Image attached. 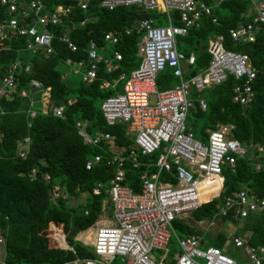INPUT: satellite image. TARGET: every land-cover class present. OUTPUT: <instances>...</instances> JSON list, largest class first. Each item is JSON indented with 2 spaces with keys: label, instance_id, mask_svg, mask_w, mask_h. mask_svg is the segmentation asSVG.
<instances>
[{
  "label": "trees",
  "instance_id": "1",
  "mask_svg": "<svg viewBox=\"0 0 264 264\" xmlns=\"http://www.w3.org/2000/svg\"><path fill=\"white\" fill-rule=\"evenodd\" d=\"M30 1L34 0H17L18 3ZM38 1L46 11H53L56 6L68 11L64 18L65 24L49 28V31L59 35L67 30L68 38L76 46V51L69 52L56 36L51 41L52 53L48 56L25 51L24 40L20 37H12L7 42L9 48L0 51V80L4 71L14 62L18 61L21 66L14 74L15 94L8 100L0 99V110L3 111L0 115V246L3 252L0 264H84L85 260L94 259L95 255L90 247L83 246L74 237L90 228L101 213L102 202L107 200L106 186L113 176L114 166L106 165L105 152L83 144L74 124L78 120L87 122L89 126L86 130L89 135L97 132L113 135L115 144L123 147L124 152L128 151L132 140L125 135V125L106 126L99 110L102 100L121 91L123 80L118 81L113 89H102L100 85L102 81L112 83L120 73L128 75L139 65V60L135 57L138 36L134 33L124 35V30L141 20H163L164 16L144 11L137 6L117 7L108 11L100 8L98 2H89L87 8L81 10V0ZM201 1L210 5V0ZM250 9L247 0L225 2L212 8L215 24L210 19H203L198 28L190 29L185 36L175 39L178 53L185 57L194 55V64L183 73L185 77L191 71L204 70L208 66L210 56L206 52L207 41L218 35L223 38L225 50L247 56L248 66L255 74L251 84L254 98L247 106L231 102L232 89L241 81L230 75L221 84L209 86L191 95L194 108L186 117V125L192 135L197 129L200 142L205 143L206 130H213L216 124L229 125L231 137L247 150V154L244 158L236 159L235 173L231 174L228 169L222 168L223 183L218 197L191 212L188 215L190 224L185 218H176L172 222L179 237L200 235L206 246L222 249L232 258L237 257L238 251L232 250L229 245L224 246L226 236L222 231L209 236L202 233L196 223L210 221L216 213L215 206L240 189L250 196L264 200V173L253 168L256 162L264 161V27L258 26L253 32V41L246 43L233 42L227 33L229 29L251 23L253 15ZM171 14L175 18L176 14ZM8 18L9 15L0 5V20ZM108 32L120 35L118 43L112 48L103 41V35ZM89 42H94L98 49H104L106 54L111 49L119 52L121 60L117 63L118 68L106 73L100 64L96 78L90 83L82 82L80 77L76 83H70L66 77L62 78L57 68L64 66L68 70L63 64L65 59L84 61ZM26 66L28 72L23 71ZM31 81H37L41 90H48L46 114L37 111L34 117L27 115L30 104L23 105L24 99L19 96V92L25 90L29 93L28 85ZM155 83L156 89L163 91L172 88L177 79L170 69L165 68L156 75ZM30 96L29 93V99ZM198 96L205 101L204 111L197 107ZM54 106L63 107L62 118L50 115ZM23 138L28 139L26 144L23 143ZM254 146L261 147L263 153L259 155L252 148ZM20 149L25 152L23 157L18 155ZM158 154L155 152L147 157H138L142 165H151L147 172L149 176L156 172L153 166ZM95 155L101 157L100 162L92 169L85 170V159ZM254 156H257L256 160ZM32 169L46 173L51 179L50 183L57 184L65 198L51 202L47 192L49 184L41 180L40 173L34 180L26 178V174ZM142 169L143 166L134 170L129 165L124 167V183L134 193L140 192L138 175ZM174 172V168L169 173L162 172L159 180L174 184ZM96 183H100L102 188L98 194H92ZM81 194H85V200L80 207L66 206V200ZM104 207L110 210L108 202ZM218 221L220 226L239 223L231 213ZM51 224L55 227L50 228ZM60 231L70 250H61L54 245L51 232ZM89 233L85 234L87 240L91 238ZM234 235L246 236L249 245L264 246V212L249 214ZM58 236V244L64 248L65 244L61 242V236ZM167 250L169 258L178 253L173 239L169 240ZM112 264L119 263L114 259Z\"/></svg>",
  "mask_w": 264,
  "mask_h": 264
},
{
  "label": "built area",
  "instance_id": "2",
  "mask_svg": "<svg viewBox=\"0 0 264 264\" xmlns=\"http://www.w3.org/2000/svg\"><path fill=\"white\" fill-rule=\"evenodd\" d=\"M228 1L239 0H210V5L201 0H81L79 7L85 10L89 2H98L100 8L108 11L117 7L137 6L147 12L164 15L165 25H159L156 18L139 21L130 29L124 30V35L134 33L139 41L136 43L135 57L139 60L137 68L131 70L127 76L120 75L123 80L121 91L101 101L99 110L106 126L112 127L123 124L125 135L132 138L133 145L124 153L123 149L115 148L114 137L107 133L89 135L86 128L88 123L78 120L74 127L85 145L96 148L107 146L106 165H114V174L108 182L106 193L111 204V221L96 224L92 229L90 248L94 259H87L84 264H112L117 259L119 264H238L237 260L219 248L205 247L198 249L201 238L196 235L178 237L172 227L176 218H186L202 204L216 199L222 188V168L235 173L237 158H244L247 150L231 137V126L216 124L213 130L206 132V142L202 143L193 138L186 125V117L194 108L190 97L191 91L200 92L209 86H215L225 81L230 75L240 80L239 85L232 89L231 102L240 106L252 103L254 95L252 82L255 74L248 66L245 54L228 51L223 48L221 35L210 37L206 52L210 56L208 66L204 70L194 72L193 77H186L181 72V64L186 69L194 64V56L185 57L176 50L175 39L185 36L190 29L200 26L203 19H210L212 24L216 19L212 17V8ZM250 3V13L253 15L251 23L239 25L227 31L233 42L246 43L253 41V32L258 26L264 27V0H247ZM0 5L9 15L8 19L0 20V51L9 48L8 41L12 37L24 40V50L34 54L39 52L43 56L52 53L51 41L57 40L65 45L69 52H75L76 46L69 40L67 30L59 35L49 31V28L65 24L68 11L56 6L53 11L44 10L38 1L18 3L17 0H0ZM171 13H175L173 18ZM120 35L108 32L103 35V41L114 47ZM94 42H89L85 49V60H63V64L72 75H78L82 82L90 83L96 78V71L100 64L106 73L117 70L121 60L119 52L111 49L108 54ZM168 68L177 79V83L170 89L158 91L156 89V75ZM21 69L18 61L4 71L0 80V99H10L15 94L14 74ZM189 70V69H188ZM28 72V67L23 68ZM1 72V68H0ZM65 76L63 75L62 78ZM117 80L109 83L102 81L100 88L113 89ZM29 88H35L39 93L37 103L39 109L29 107L28 117H34L36 112L47 113V89L41 90L37 81H31ZM264 93V90H263ZM19 96L29 100V93L25 90ZM199 110L206 108L205 101L196 99ZM29 106V105H28ZM63 107L54 106L50 115L63 117ZM3 111L0 110V115ZM23 143L28 142L23 138ZM112 147L114 150L112 149ZM259 155L263 153L261 147H252ZM158 152L154 162L156 172L148 175L150 164L142 165L138 157H147ZM20 149L19 157L24 156ZM249 159V158H248ZM257 159V156H254ZM101 160L98 155L85 159V170L92 169ZM129 165L131 170L143 166L138 175L139 193H134L124 183V167ZM174 168V184L162 183L159 176L162 172L169 173ZM255 171L264 173V161L256 162ZM40 173L32 169L26 178L34 180ZM41 180L49 184L48 197L51 202L64 198L65 194L57 184H51L46 173H40ZM219 189L215 196L206 202L201 201L202 190L213 189L216 184ZM102 188L96 183L92 194H98ZM216 215L208 222H198L210 228L217 219L227 217L230 213L239 222L249 214L264 212V200L250 196L243 189L225 197L215 206ZM53 225H50V227ZM55 227V226H54ZM51 232L58 238L61 234ZM83 233V232H80ZM52 238V237H51ZM64 240V235L62 234ZM173 239L178 247V253L169 258L167 245ZM61 239V242H63ZM0 239V244H1ZM59 249L70 250L66 243ZM235 249L244 259L245 264H263L264 246L247 244L241 236L227 235L225 245Z\"/></svg>",
  "mask_w": 264,
  "mask_h": 264
},
{
  "label": "rangeland",
  "instance_id": "3",
  "mask_svg": "<svg viewBox=\"0 0 264 264\" xmlns=\"http://www.w3.org/2000/svg\"><path fill=\"white\" fill-rule=\"evenodd\" d=\"M163 25V24H162ZM57 70L61 73V75L63 76H65L66 77V80H68V81H71L70 83H76L78 80H79V76L78 75H72V74H70L69 72H68V70L64 67V66H60V67H58L57 68ZM47 104H45V106H46ZM100 105V104H99ZM47 107V106H46ZM193 138L195 139V140H197V141H200V135L198 134V130L197 129H195L194 130V132H193ZM218 189H219V184H217V185H215V187L213 188V189H208V190H206L205 192L204 191H202V196H201V199H203V200H206L207 198H211V197H213V196H215L216 195V193H217V191H218ZM85 194H81L80 196H78V197H73V198H70V199H68V200H66V206H68V207H80L81 206V204H83L84 203V200H85ZM65 198V197H64ZM103 215L104 216H107V218H109V216H110V213H109V209H104V212H103ZM101 216H102V213L100 214V216L97 218V220H101ZM185 220L190 224V222H189V219H188V217L186 216V218H185ZM95 224H96V222H95ZM95 224H93L91 227H90V229L92 230V229H94L95 227H94V225ZM52 225V224H51ZM51 227H54V225L53 226H51ZM50 227V228H51ZM238 227H240V223H238L237 225H232V224H226L225 226H220V224H219V221L217 220L216 222H215V224L213 225V226H211L210 228H208V227H205L204 225L203 226H200V227H198V229H200L202 232L204 231V232H206V234H208L209 236H213V235H215L217 232H219V231H222L225 235H230V234H232L235 230H236V228H238ZM86 233H88V232H86ZM92 233V232H91ZM176 233V232H175ZM60 234H61V239L63 240V238H62V232L60 231ZM177 235V234H176ZM77 237L79 236V233L76 235ZM74 237V240L76 241L77 240V237ZM178 236V235H177ZM51 239L53 240V243H54V245L57 247V248H59V247H61L59 244H57L56 243V238L55 237H53V235H51ZM91 237H92V234H91ZM179 237V236H178ZM65 241L63 240V243H64ZM79 242V241H78ZM80 244H82L81 242H79ZM227 245V244H226ZM84 246V245H83ZM86 247H89V246H86ZM198 249H200V250H203L204 249V246L203 245H200L199 246V248ZM233 250V249H232ZM228 255V257H230V258H232V256L231 255H229V254H227ZM2 258H3V252H2V246H0V261L2 260Z\"/></svg>",
  "mask_w": 264,
  "mask_h": 264
},
{
  "label": "crops",
  "instance_id": "4",
  "mask_svg": "<svg viewBox=\"0 0 264 264\" xmlns=\"http://www.w3.org/2000/svg\"><path fill=\"white\" fill-rule=\"evenodd\" d=\"M163 16H164V15H163ZM164 18H165V17H164ZM157 20H158V19H157ZM158 23H159V25H162V24L165 25V21H164V19H163V20L159 19V20H158ZM207 42H208V41H207ZM135 52H136V51H135ZM189 55H190V54H189ZM189 55H188V56H189ZM191 55H193V54H191ZM193 56H194V55H193ZM121 74L124 75L123 73H120V74L118 75V77H119ZM124 76H127V75H124ZM116 80H117V82L120 81V80H118V78H117ZM114 81H115V80H114ZM116 84H117V83H116ZM115 86H116V85H115ZM121 88H122V87H121ZM119 92H120V91H119ZM119 92H118V93H119ZM193 92H195V93H199V92H196V91L193 90V91H191V93H190V97H191V95L193 94ZM115 94H116V93H115ZM198 97H199V96H198ZM198 97H196V99H197ZM191 99H192V98H191ZM28 107H30V106H28ZM30 109H31V107H30ZM33 109H34V108H33ZM88 126H89V123H88ZM207 131H208V130H206L205 133H206ZM97 133H101V132H97ZM107 134H108V133H107ZM93 135H94V134H93ZM109 135H110V134H109ZM112 136H113V135H112ZM130 139L132 140V138H130ZM113 145H114L115 148H118V149L121 148V149H123V147H120V146H118V145L115 144L114 139H113ZM132 145H133V140H132V144L130 145V147H131ZM130 147H129V148H130ZM129 148H128V149H129ZM98 149H99V148H98ZM106 149H107V146H106V145H103V147L100 148V150L103 151V152H105V153H106V151H105ZM112 149H114V148L112 147ZM114 150H117V149H114ZM123 150H124V149H123ZM124 153H125V152H124ZM106 155H107V154H106ZM113 166H114V165H113ZM114 168H115V166H114ZM113 174H114V172H113ZM109 181H110V180H109ZM107 185H108V184H107ZM106 188H107V186H106ZM105 192H106V191H105ZM219 193H220V192H219ZM106 195H107V193H106ZM84 197H85V196H84ZM106 202H108V203L110 204V202H109V200H108V196H107V200L102 202V207H101V213H102V216H101V220H97V219H96V221H95L96 224L104 223V222H110V221H111V204H110V210H109V213H110L109 218H107V216H104V215H103V212H104V209H105L104 204H105ZM101 213H100V214H101ZM100 214H99V216H100ZM215 215H216V213H215ZM215 215H214V216H215ZM99 216H98V217H99ZM98 217H97V218H98ZM187 217H188V216H187ZM219 219H220V218H219ZM217 220H218V219H217ZM217 220H216V221H217ZM237 221H238V220H237ZM95 222H94V224H95ZM238 222H239V221H238ZM241 222H242V221H241ZM241 222H239V223H241ZM197 223H198V222H197ZM197 223H196V227H197V228L200 227V226H203V225H198ZM96 224H95V225H96ZM95 225H94V226H95ZM236 229H237V228H236ZM199 230H200V229H199ZM200 231H201V230H200ZM235 231H236V230H235ZM235 231H234V232H235ZM86 232H90L89 234H90V237H91V232H92V230H91L90 228H88L87 230L83 231V233H80V232H79V236H78V237L76 236V237H77V240H76V241L81 242L82 245H84V246H90L91 241H89V240H90L91 238H90L89 240H87V239L85 238V234H86ZM201 232H202V231H201ZM234 232L232 233V235H234ZM84 233H85V234H84ZM202 233H206V232L203 231ZM188 236H191V235H188ZM196 236H199V237L201 238V245H203L204 248H205V247H211V246H206V245H205L202 236H200V235H196ZM225 236H226V240H227V235H225ZM235 236H240V235H235ZM185 237H186V236H185ZM241 237L244 238V239L246 240V236H241ZM226 240H225V242H226ZM225 242H224V246H227V245H225ZM215 248H216V247H215ZM61 250H62V249H61ZM178 251H179V250H178ZM175 254H176V253H175ZM173 255H174V254H173ZM236 256H237V257H236V258H233V259L237 260V262H239L240 264H245V262L243 261L244 259H243L242 256L239 254V252H236Z\"/></svg>",
  "mask_w": 264,
  "mask_h": 264
},
{
  "label": "water",
  "instance_id": "5",
  "mask_svg": "<svg viewBox=\"0 0 264 264\" xmlns=\"http://www.w3.org/2000/svg\"><path fill=\"white\" fill-rule=\"evenodd\" d=\"M180 68H181L182 73H186V67L184 64H181ZM197 72H200V70H197ZM193 75H194V72L189 73V77H193ZM35 91H36L35 88H29V93L31 94V96H30L29 100H27V99L23 100L24 106L30 104L31 108L39 109V104L37 103L39 93H37Z\"/></svg>",
  "mask_w": 264,
  "mask_h": 264
},
{
  "label": "bare ground",
  "instance_id": "6",
  "mask_svg": "<svg viewBox=\"0 0 264 264\" xmlns=\"http://www.w3.org/2000/svg\"><path fill=\"white\" fill-rule=\"evenodd\" d=\"M217 184H218V183H217ZM217 184H216V185H217ZM202 191H204V192H205L206 190H202ZM201 196H202V194H201ZM208 199H209V198H207L206 200H208ZM201 201L203 202L204 200H203V199H201ZM84 234H85V233H84ZM89 241H91V239H90Z\"/></svg>",
  "mask_w": 264,
  "mask_h": 264
}]
</instances>
